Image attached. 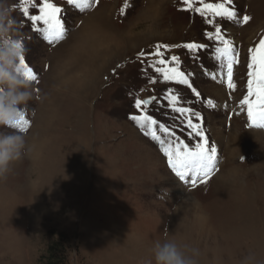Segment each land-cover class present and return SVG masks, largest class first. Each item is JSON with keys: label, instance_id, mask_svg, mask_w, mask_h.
I'll use <instances>...</instances> for the list:
<instances>
[{"label": "rangeland", "instance_id": "374dc122", "mask_svg": "<svg viewBox=\"0 0 264 264\" xmlns=\"http://www.w3.org/2000/svg\"><path fill=\"white\" fill-rule=\"evenodd\" d=\"M19 2L13 0L25 35V62L38 80L31 82L33 98L24 107L30 126L23 133L34 151L0 176V264H38L58 240L69 264H155L153 244L166 232L181 248L198 250L196 264H243L246 257L247 264H264V140L260 146L250 140L251 132L264 129L250 128L246 110L239 109L247 94L248 49L264 38V0H235L239 13L251 17L247 24L220 22L239 52L234 92L221 79L216 44L205 36L213 26L183 11L182 0H128L123 12L126 0H90L84 11L53 0L69 32L52 44L33 31ZM93 15L122 44L89 67L82 84L69 83L78 68L71 66L74 56L82 53L85 29L92 25L85 21ZM191 41L209 46L197 57L182 47L164 51L180 57V70L200 97L186 85L164 81L149 67L154 58L139 56L157 44ZM170 94L201 113L217 148V170L207 183L180 181L160 145L130 119L140 115L135 99L154 96L147 114L188 142L179 114L169 106ZM233 131L246 143L237 152L228 139Z\"/></svg>", "mask_w": 264, "mask_h": 264}, {"label": "snow or ice", "instance_id": "6c2138e0", "mask_svg": "<svg viewBox=\"0 0 264 264\" xmlns=\"http://www.w3.org/2000/svg\"><path fill=\"white\" fill-rule=\"evenodd\" d=\"M80 11H84L90 6V0H66ZM235 0H182L183 11L194 12L203 18V21L213 26V30L205 33L208 41L216 44L215 58L221 61V79L224 81L229 92H234L237 88L234 82V66L240 63L239 52L229 39L222 26L221 21H231L236 24H247L251 17L241 15L234 7ZM129 7L126 0L125 8ZM19 10L23 16L31 22L33 31L39 33L45 41L52 44L64 40L69 29L66 27L62 16L63 9L58 7L53 0H20ZM31 10L38 9L39 14H30ZM207 43H196L194 41L183 45L157 44L153 52L145 53L141 51L140 57L152 59L149 65L154 71L160 74L164 81H174L186 85L196 97H200L191 84L188 75L180 70V57L176 55L166 56L164 50L172 47H182L188 54L197 57L201 50L208 48ZM21 67L23 74L29 81H37V74L25 62V57H21ZM247 71V94L239 101V109L246 110L248 126L264 129V38L259 43L248 49ZM215 79V77H213ZM155 83V80H152ZM172 90H169L171 93ZM156 100V97L148 99H135V108L140 110V115H131L134 121L145 135L160 145L161 151L167 157L168 166L180 181L190 183L193 187L198 182L207 183L212 174L217 170V148L210 144L204 126V117L200 112L192 108L183 107L179 104V97L170 94L168 97L169 106L174 113L179 114V118L187 131L188 142L176 136L175 132L163 123H159L151 115L147 114V107ZM209 107L215 108L212 100L207 101ZM30 121L23 116L17 122V129L21 132L27 130ZM159 133V134H158ZM160 134H163V138ZM193 141L195 143L193 144Z\"/></svg>", "mask_w": 264, "mask_h": 264}, {"label": "clouds", "instance_id": "9594fccd", "mask_svg": "<svg viewBox=\"0 0 264 264\" xmlns=\"http://www.w3.org/2000/svg\"><path fill=\"white\" fill-rule=\"evenodd\" d=\"M14 12L13 0H0V176L33 151V145L16 127L33 98V88L21 67L25 35ZM152 252L155 264H196L194 256L199 254L196 249L181 248L167 238V232L164 239L154 242ZM250 259L246 257L243 264Z\"/></svg>", "mask_w": 264, "mask_h": 264}, {"label": "bare ground", "instance_id": "6f19581e", "mask_svg": "<svg viewBox=\"0 0 264 264\" xmlns=\"http://www.w3.org/2000/svg\"><path fill=\"white\" fill-rule=\"evenodd\" d=\"M157 10L158 9H156V11ZM97 12H99V11H96V13ZM88 23H91L92 25L89 26V27H86V29H85V33H84L85 44L83 46L84 49L81 51L82 53L80 55L74 56V60H73V64L72 65L70 63L68 64L69 61L67 62V65L66 66H68L67 67V68H69L68 70H70V66L69 65L75 66V67L78 66L77 70H74V68H73L74 72L73 73L72 72L70 73V75L68 76L67 82L72 81V80L73 81H77L78 80L77 82L79 84H82L85 81V80H82V78H84V77H85V79H86V77L89 78L88 77V74H90L89 73V71H90L89 70L90 69L89 67H93L92 66L93 64H96V65H97V63L100 64V62L103 61V59L109 55V51H110V48L112 46L120 47L121 44H122L121 42H116L115 43V40L117 39L115 37V35L113 33L112 34H109L108 31H106L104 29V26H102L97 21V19L94 17V15L92 17H89L85 21V24L84 25H87ZM76 50L77 49H75L74 51H76ZM83 55H84L83 62H82V64L78 65L79 62H81V58L83 57ZM78 56H79V61L77 62ZM106 62H107V60H106ZM102 66H104V65H102ZM62 70H65L66 71L67 69L63 67ZM98 70H96V71H98ZM60 71H61V69H60ZM60 71H59V73H60ZM65 71H64L63 74H65ZM67 73H68V71H67ZM66 75H68V74H66ZM61 78H63V77H61ZM84 86H85V84H83V87ZM81 89H82V87H81ZM76 90H78V89H76ZM233 132H232L231 135H228V139H229V142L233 144L232 146L235 147L236 152H237L239 149H243V147L245 146L246 143L243 140V137L242 136L240 137L239 134L237 135L235 132L234 133ZM251 133L252 134H251L250 140L252 141V143H254L255 145L260 146V143L262 142V140H264V134H262V133H255V132H251ZM236 143H238V144H236ZM236 152H232V153H236ZM35 155H32V156H35ZM224 178L226 180H228V179L232 180V176L231 175H227ZM227 183H231V181H228ZM177 192H181V191H177Z\"/></svg>", "mask_w": 264, "mask_h": 264}, {"label": "trees", "instance_id": "16d2710c", "mask_svg": "<svg viewBox=\"0 0 264 264\" xmlns=\"http://www.w3.org/2000/svg\"><path fill=\"white\" fill-rule=\"evenodd\" d=\"M67 253L68 250L61 240L53 241L38 260V264H69Z\"/></svg>", "mask_w": 264, "mask_h": 264}]
</instances>
